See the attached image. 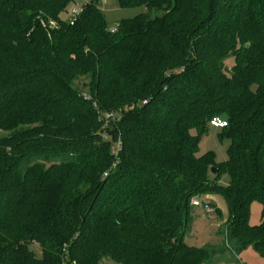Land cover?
I'll use <instances>...</instances> for the list:
<instances>
[{
	"label": "trees",
	"instance_id": "1",
	"mask_svg": "<svg viewBox=\"0 0 264 264\" xmlns=\"http://www.w3.org/2000/svg\"><path fill=\"white\" fill-rule=\"evenodd\" d=\"M117 1L148 12L110 31L102 0L73 25L72 0H0V264L264 258V0ZM217 117L220 164L197 156ZM216 195L227 244L187 245L193 200Z\"/></svg>",
	"mask_w": 264,
	"mask_h": 264
},
{
	"label": "rangeland",
	"instance_id": "2",
	"mask_svg": "<svg viewBox=\"0 0 264 264\" xmlns=\"http://www.w3.org/2000/svg\"><path fill=\"white\" fill-rule=\"evenodd\" d=\"M90 0H72L67 12L63 15L66 21L71 18V13L74 10H80L89 3ZM101 9L106 16L109 25V30L116 29L119 22L123 20L133 19L141 14L147 13V9L143 6L135 8H121L117 0H102ZM156 12H152L151 16H156ZM234 65V58H230L225 62V69L228 75ZM192 135H197L196 130H193ZM219 129L210 128L209 131L201 138L197 156H203L206 153L213 152L216 156L218 164L228 160V149L230 141L225 137H220ZM215 175L211 172V178ZM230 182L228 173L223 172L219 176V184L227 186ZM214 207L211 213L207 212L203 202L198 207H193L191 212V224L186 230L185 243L196 248H204L206 246L223 247L226 243V224L228 221V209L223 197L216 195L211 197ZM219 209V213L215 209ZM262 206L259 202H253L251 206L250 225L257 226L261 223ZM31 249L40 258L42 255L41 248L38 245H33ZM212 264H264V258L258 253L248 248L242 253L235 254L227 250V253L218 255Z\"/></svg>",
	"mask_w": 264,
	"mask_h": 264
},
{
	"label": "built area",
	"instance_id": "3",
	"mask_svg": "<svg viewBox=\"0 0 264 264\" xmlns=\"http://www.w3.org/2000/svg\"><path fill=\"white\" fill-rule=\"evenodd\" d=\"M81 12H82L81 9L78 10V11L77 10L72 11L71 18H70V24L71 25H73L76 22V20L80 16ZM51 25L55 26L54 23H51ZM105 119H106V121H109L110 119H112V114H105ZM210 125H211V127L215 128V129H223V128H226L228 126V123H227L226 120L217 117V118H214V119L211 120ZM121 147H122V145L120 144V142H118L116 144V146L113 148V152H114V155L116 157H118V155H119V153L121 151ZM192 205L195 206V207H198V206L201 205V203L198 200H193ZM207 212L210 213L211 210L207 209Z\"/></svg>",
	"mask_w": 264,
	"mask_h": 264
},
{
	"label": "water",
	"instance_id": "4",
	"mask_svg": "<svg viewBox=\"0 0 264 264\" xmlns=\"http://www.w3.org/2000/svg\"><path fill=\"white\" fill-rule=\"evenodd\" d=\"M211 172H212V174H216L217 173V168H215V167H213L212 169H211Z\"/></svg>",
	"mask_w": 264,
	"mask_h": 264
}]
</instances>
